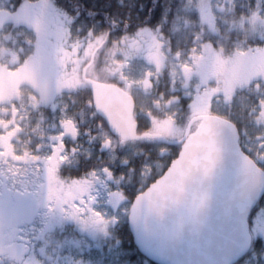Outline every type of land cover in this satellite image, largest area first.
I'll use <instances>...</instances> for the list:
<instances>
[{"label":"trees","instance_id":"16d2710c","mask_svg":"<svg viewBox=\"0 0 264 264\" xmlns=\"http://www.w3.org/2000/svg\"><path fill=\"white\" fill-rule=\"evenodd\" d=\"M182 1L0 0V42H4L6 48L15 50L18 54V61L14 66L17 69L12 71L14 75L2 74L0 71V107L7 109L10 103L21 95L29 118L34 117L40 123V125L31 126L29 131L32 129L43 131L42 135L39 134L32 140L24 139L21 147L16 152L12 151L11 155L14 154L15 157L20 155L28 160L43 162L42 156L37 152L40 144L46 154L55 153L62 147L67 160L57 162L54 155L49 166L55 171L56 178L64 182L87 181L95 184L97 174L107 170L113 174L114 178L120 179L113 187L124 193L127 200L123 204L122 213L119 214L120 218L112 230L113 236L111 240H108V244L112 240L118 243L115 252L122 264H155L143 256L135 245L128 224L129 209L134 198L167 170L181 150V144H171L167 139L161 140L156 135L148 133L153 127L152 117L175 114L178 121L187 127L190 121L188 117L192 99L184 95L180 86L173 88V82L166 72L160 75L152 74L150 80H147L149 87L144 90L141 85L134 82L135 80L133 81L132 75L130 76L131 68L122 70L119 67L112 71V67L107 59H103V56L106 57L113 48L126 49L136 39L146 36L144 30H150L163 36L169 56L180 55L184 60H192L196 53V34H200L204 42L211 40V37L207 35L206 27L201 24L196 11L189 14L191 24L193 23L190 30L187 31V28H182L181 31L175 30ZM235 14L238 17L241 16L239 10L235 11ZM245 14L248 13L245 12ZM46 23L58 24L53 35L61 30V26H64L71 37V43L77 40L84 48L89 43H94L96 51L92 63H90L91 57L83 61L79 77L84 85L78 86L73 91L62 92L55 101V103L58 102L56 107L35 106L30 103V98L35 91L29 82L40 79L38 73L44 65L41 58L43 56H36L34 50V44L39 40L34 29L36 25L46 26ZM184 30L186 34L183 33ZM224 43L222 55L229 59L240 46L244 47V51L254 52V49L264 45V40L247 38L233 31L228 33ZM69 48H71L70 44ZM12 53L15 52L6 53V56L9 57ZM10 58L13 59L14 56ZM29 58L33 61L21 69L24 60ZM114 60L118 65L122 63L123 58L117 55ZM135 62L141 65L144 60H135ZM0 64H4V59L0 58ZM87 65H89L88 77L106 83L119 84L123 89H125V82L122 81L129 74L128 78L132 86L128 92L135 100L134 118L138 124V134L144 135L143 138L125 142L110 132L106 121L97 114L91 89L81 75L82 68ZM133 67L131 71L139 73L141 68H137L136 64ZM37 71L38 73L35 74L34 72ZM2 83H4L3 87ZM22 88H25L24 93ZM234 94L230 103L215 99L212 109L237 126L240 133V145L248 155H251L248 149L252 148L255 136L260 134L256 125L253 124L256 116L253 110L259 105L260 100L264 99V82L260 80L256 86H246L236 90ZM8 95L11 96V99L6 98L10 99L9 102H6V99L2 100ZM59 101H63L64 104H60ZM59 121H71L75 127L76 137L63 138L61 145L57 147V144L50 141L48 143L46 133L50 131L49 124L59 125ZM31 134L34 135L35 131ZM42 136L45 138L41 140ZM0 157L3 158V163L6 162L4 158L7 157L4 152L0 153ZM258 164L264 169V162L258 161ZM5 195L7 208H2V222L5 230L8 228V230L16 231L17 222L22 224L32 220L33 215L42 205L28 196L27 198L21 196V201L16 200L19 201L16 204L11 192L5 191ZM249 223L253 237L252 244L249 251L236 264H264V194L251 211Z\"/></svg>","mask_w":264,"mask_h":264},{"label":"rangeland","instance_id":"374dc122","mask_svg":"<svg viewBox=\"0 0 264 264\" xmlns=\"http://www.w3.org/2000/svg\"><path fill=\"white\" fill-rule=\"evenodd\" d=\"M237 10L241 12L240 17L234 15ZM192 11L197 12L201 24L206 27L207 35L211 37V40L204 42L200 34H196V53L192 60H184L180 55L169 56L163 36L150 30H144L146 36L136 39L126 49L113 48L106 57L103 56V59L109 62L112 71L119 67L122 70L131 68L130 76L132 75L133 81L135 80L134 82L141 85L144 90L149 87L147 80H150L152 74L168 73L173 88L180 86L184 95L192 99L188 117L191 120L205 115H219L212 109L214 100L230 103L235 96L232 88L236 87V90H239L249 83L244 79L239 85L232 80L249 72L254 74L264 69V45L254 49V52L244 51V47L240 46L229 59L222 55L225 39L230 32L235 31L247 38L264 40V0H183L177 14L175 30L191 29L193 23L191 24L189 14ZM57 26V23L46 26L38 24L34 29L39 39L34 44V50L36 56H43L41 58L44 64L39 73L34 72L38 73L40 79L29 82L35 91L30 103L35 106L56 107L58 102L55 101L62 92L73 91L78 86L84 85L79 77L83 61L90 57L92 59L96 53L94 43H89L85 48L77 40L71 43V37L64 26L53 35ZM183 33L186 34L185 30ZM9 52L15 50L6 48L5 43L0 42V53H2L0 58L4 59V64H0L1 72L12 73L17 69L14 66L18 61V54L15 52V55L12 53L8 57L6 53ZM117 55L123 58L122 63L118 65L114 60ZM13 56L14 58L11 59L10 57ZM141 59L144 60V64L141 63L142 67L139 62H135ZM24 61L21 69L28 66L33 59ZM134 64L137 68H141L139 73L132 72ZM83 70L84 68L82 72ZM128 76L122 81L125 82L126 91H130L132 86ZM205 88L207 89L204 90ZM21 90L24 93L25 88ZM10 95L2 100L10 98ZM10 99H6V102ZM253 111L256 115L253 124L263 135L257 143L263 150L264 99L260 100ZM36 120L34 117L29 118L21 95L17 96L7 109L0 107V153L5 152L8 157L4 158L6 162L0 170V175L3 177V180L0 179V193L5 187L1 193L4 197V208H7L5 191H12V198L16 204L19 202L16 200L21 201V196L24 198L28 196L43 205L35 212L32 220L22 224L17 222L16 236L20 243L19 247L23 248L22 253L25 254L30 250L29 264H122L115 252L118 243L112 240L108 244V240L113 236L112 230L120 218L119 214L122 213L123 204L127 200L124 193L113 187L120 179L117 180L111 172L104 170L97 174L95 184L87 181L64 183L61 181L62 184L55 183L57 188L50 185L51 182L60 181L56 178L55 171L49 167L53 156L45 157L48 161L47 167H42L32 159H23L20 155L16 156L17 159L13 158L14 154L11 156L12 151L16 152L21 147L24 139L32 140L37 135L43 134L41 130L29 131L31 126L40 125ZM152 121L153 127L148 133L168 141L181 140L188 127L179 122L175 114L152 117ZM197 126L198 122L193 125L192 130ZM34 131L35 134L32 135L31 132ZM57 131L63 137L68 136L73 139L76 137L74 126L69 122L63 123ZM257 143L253 142V147ZM39 149L44 151L41 146ZM56 158L57 162L67 160L66 154L63 153L62 156L58 154ZM41 172L48 173V183L43 181ZM86 195H89V200H86L88 197L83 198ZM70 204L75 209H72ZM2 253L0 251V255Z\"/></svg>","mask_w":264,"mask_h":264},{"label":"water","instance_id":"95a60500","mask_svg":"<svg viewBox=\"0 0 264 264\" xmlns=\"http://www.w3.org/2000/svg\"><path fill=\"white\" fill-rule=\"evenodd\" d=\"M88 66L83 77L110 132L125 142L143 138L133 96L117 84L88 78ZM239 138L233 122L205 115L190 120L181 140H167L181 144L177 158L134 198L128 215L135 245L148 260L235 264L249 251V216L264 193V170L242 150Z\"/></svg>","mask_w":264,"mask_h":264},{"label":"flooded vegetation","instance_id":"af4514ba","mask_svg":"<svg viewBox=\"0 0 264 264\" xmlns=\"http://www.w3.org/2000/svg\"><path fill=\"white\" fill-rule=\"evenodd\" d=\"M16 52V51H15ZM2 54V53H0ZM7 73V71L2 72V74ZM13 74V73H9ZM14 75V74H13ZM246 79L249 81L247 86L257 85V83L261 80L264 82V69L259 72H249L247 75H243L242 77H238L237 79H233L232 81L239 83L241 85L242 81ZM4 83L1 84L3 87ZM233 92L235 93L236 87L232 88ZM65 123L64 121H59V124ZM263 135L257 134L253 140L254 144L259 141ZM244 150V149H243ZM248 153H251V157L258 163L259 160H264V149L261 150L258 143L255 147L248 149ZM261 162V161H260ZM264 162V161H262ZM3 168V158L0 157V170ZM0 179L3 180V177L0 175ZM4 207V200L0 197V251L3 252L0 255V264H12L11 262L14 261V264H29L30 261V250H27L26 253L23 252V248H20V243L17 241V232L14 230H4V224L2 222V208Z\"/></svg>","mask_w":264,"mask_h":264}]
</instances>
